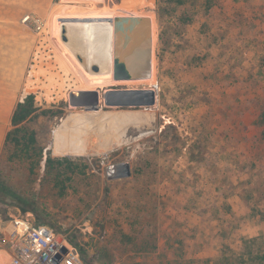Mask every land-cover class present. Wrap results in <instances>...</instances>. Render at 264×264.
<instances>
[{
	"label": "rangeland",
	"instance_id": "374dc122",
	"mask_svg": "<svg viewBox=\"0 0 264 264\" xmlns=\"http://www.w3.org/2000/svg\"><path fill=\"white\" fill-rule=\"evenodd\" d=\"M109 10L151 17L149 79L88 75L61 41L62 22ZM110 89H154L157 102L69 104ZM31 96L26 129L44 160L68 162L32 174L23 155L0 168L26 200L0 194V231L45 225L83 264H213L244 237L264 242V0H0V129ZM122 162L131 177L111 179Z\"/></svg>",
	"mask_w": 264,
	"mask_h": 264
},
{
	"label": "water",
	"instance_id": "95a60500",
	"mask_svg": "<svg viewBox=\"0 0 264 264\" xmlns=\"http://www.w3.org/2000/svg\"><path fill=\"white\" fill-rule=\"evenodd\" d=\"M113 81H137L151 77L153 60V21L146 15H128L114 18ZM107 107H151L157 102L154 89H110L103 95L96 90L70 93L71 107L99 111L101 103ZM132 175L128 162L118 163L111 179L129 178ZM64 252L66 250L64 249Z\"/></svg>",
	"mask_w": 264,
	"mask_h": 264
},
{
	"label": "trees",
	"instance_id": "16d2710c",
	"mask_svg": "<svg viewBox=\"0 0 264 264\" xmlns=\"http://www.w3.org/2000/svg\"><path fill=\"white\" fill-rule=\"evenodd\" d=\"M67 2V0H63ZM72 1V0H71ZM116 15H114L110 10L109 14L107 12L93 17L90 20V23H110L111 20H114ZM99 21V22H98ZM60 32V30H59ZM37 108L35 107V99L33 96L28 97L24 103H20L15 110L11 125L12 129L8 131L6 135L5 144L3 147V153L0 158V168L5 164L8 165L14 161L17 157H25V160H29L28 162H24L27 165V168L34 174L35 170L41 168V163L45 161V169L53 168L54 164L62 165L65 162H68L67 157H56L53 158L51 154L48 153L47 158L44 160V147L39 148V142L36 131L27 130V123L36 119L38 115H36ZM53 112L43 111L42 114L46 115ZM35 114V115H34ZM38 146V147H37ZM36 155L38 157L37 160H32L33 156ZM1 173V171H0ZM0 194L5 197L13 198L21 203L26 202L21 196L14 194L10 188H8L5 184V181L1 177L0 174ZM20 197V198H19ZM23 199V200H22ZM26 210V209H25ZM257 239H249L242 238L239 243L241 249L240 251L233 250V256L228 259H219L216 260L213 264H264V242H257ZM257 246V247H256Z\"/></svg>",
	"mask_w": 264,
	"mask_h": 264
},
{
	"label": "built area",
	"instance_id": "2783aa9c",
	"mask_svg": "<svg viewBox=\"0 0 264 264\" xmlns=\"http://www.w3.org/2000/svg\"><path fill=\"white\" fill-rule=\"evenodd\" d=\"M2 229L0 260L4 264H83L68 239L45 225L15 219Z\"/></svg>",
	"mask_w": 264,
	"mask_h": 264
},
{
	"label": "bare ground",
	"instance_id": "6f19581e",
	"mask_svg": "<svg viewBox=\"0 0 264 264\" xmlns=\"http://www.w3.org/2000/svg\"><path fill=\"white\" fill-rule=\"evenodd\" d=\"M115 32V24L112 27L110 23L64 21L60 25L59 34L63 44L88 75L102 76L110 75L113 72ZM59 135L61 137L63 134ZM61 148L65 149L62 146ZM83 148L86 147H80V149ZM73 149L71 151H77L78 148L74 147Z\"/></svg>",
	"mask_w": 264,
	"mask_h": 264
},
{
	"label": "crops",
	"instance_id": "0c3cea01",
	"mask_svg": "<svg viewBox=\"0 0 264 264\" xmlns=\"http://www.w3.org/2000/svg\"><path fill=\"white\" fill-rule=\"evenodd\" d=\"M221 10H222V7H221ZM11 128H9V129H5V128L0 129V158H1V155L3 153V147H4V144H5V140H6V135H7L8 131L11 130ZM52 149L54 151V141H53ZM239 243L236 244V245L241 249ZM237 250L239 251V249H237Z\"/></svg>",
	"mask_w": 264,
	"mask_h": 264
}]
</instances>
